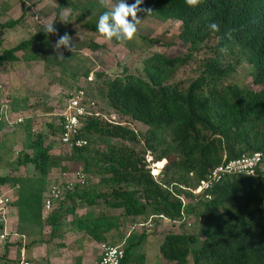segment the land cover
Here are the masks:
<instances>
[{"label": "trees", "instance_id": "trees-1", "mask_svg": "<svg viewBox=\"0 0 264 264\" xmlns=\"http://www.w3.org/2000/svg\"><path fill=\"white\" fill-rule=\"evenodd\" d=\"M57 1L55 19L65 8H70L73 14L77 7L74 0ZM126 2L131 4L134 0ZM141 7L151 9L152 14L139 15L160 22H178V38L186 46L182 56L154 53L147 57L143 62L145 78L129 74L124 68L122 76L103 81L108 107L119 117L145 125V134L108 122L96 106L100 116L89 118L81 130L89 144L67 153L57 140L61 133L59 118L47 123L48 133L43 135L34 130L32 121L26 117L28 112H33L27 100L13 99L8 103L11 106L6 105L10 113L24 117V132L29 138L26 148L31 151L18 153L16 164L30 165L32 175L26 179L2 176L0 186H18L12 206L18 213L19 224H37L40 230L47 224L51 236L63 231L69 223L67 217L78 206H85L88 211L69 224L95 242L122 245L125 254L122 264H144L145 256L139 251L149 237L144 231L119 237L123 224L128 220L137 224L142 218L146 221L155 216L172 224L181 221L180 225L193 216L198 223L197 233L168 232L159 241V253L166 262L187 264L191 258L193 264H264V172L255 176L225 174L210 190L199 195L192 193L223 162L242 155L264 154V0H204L197 8L189 7L185 0H144ZM95 8L97 14L83 23V27L106 40L96 30L99 16L107 10L99 0H87L80 15L86 17ZM20 21L21 17L0 24V28L12 29ZM212 22L220 26L219 32L209 30ZM56 32L72 35L64 25ZM55 36L46 31L33 34L3 50L0 64L18 61V52ZM212 36L218 41L210 49L217 55L221 49H227L235 62L225 64L217 56L204 62L199 75L189 83L172 82L176 68L186 64ZM106 41L121 44L115 39ZM90 46L99 48L96 43ZM239 58L251 66L252 83L259 90L226 83ZM88 75L86 71L84 83ZM86 88L81 83L74 89H84L91 102ZM102 92L99 91V97ZM61 109L62 105L59 112ZM7 127L9 124L1 118L0 133ZM46 136L56 141H48ZM92 139L94 143L102 140L105 151L92 149ZM110 140L128 145L110 144ZM56 147L61 149L66 161L81 163L85 174L99 176V186L75 185L43 220V200L48 189L58 183L50 181L48 175L55 168L67 170L62 158L56 160L51 155ZM147 155L152 156L154 163L166 161L162 173L167 179L153 178ZM180 196L187 200L186 204ZM108 209L120 212L110 214ZM2 230L0 223V233ZM119 238L122 240L117 242ZM9 246L11 243L5 241L1 259Z\"/></svg>", "mask_w": 264, "mask_h": 264}, {"label": "rangeland", "instance_id": "rangeland-1", "mask_svg": "<svg viewBox=\"0 0 264 264\" xmlns=\"http://www.w3.org/2000/svg\"><path fill=\"white\" fill-rule=\"evenodd\" d=\"M86 2L87 0H74L77 7L73 14H71L70 8H65L61 12L63 16L60 15L58 19H55L58 6L57 0H0V24L9 23L21 17L20 23L14 28H0V53L23 40L29 39L33 34L46 31L45 26L50 23H55L56 30L64 25L65 29L72 33L70 36H72L73 44L77 48L75 54L67 49L58 51L55 44L59 36H63L58 34L53 39L36 42L28 50L18 52V61L0 64V80L2 83L0 100L7 104L13 99L27 100V104L31 106L29 108H32L33 112H28L29 114L27 113L26 117L32 121L35 131H41L43 135H46L48 133L46 125L55 120V114L59 113L61 105L63 106L65 94L76 88L77 84L82 83L87 87V93L91 95V99L96 102L101 115L133 129L139 135H144L147 130L145 125L130 118L119 117L115 111L113 112L108 107L104 97L103 81L122 76L124 68L129 74L145 78L143 62L154 53H161L168 57L184 55L186 46L178 38L179 23L176 21L160 22L138 14L144 20L138 26L139 42H125L115 45L83 27V23L93 18L98 12V8H95L92 14L86 17L81 16L80 13L85 10ZM217 41V38L210 37L203 44L200 51L193 54L186 64L176 68L171 81L189 83L199 75L204 62L217 56L225 64L234 63V56L229 53L219 52L217 55L211 50L216 46ZM91 43H96L99 48L93 49L90 46ZM60 53H62L64 59L59 58ZM86 71H89V75L87 82L84 83L83 75ZM251 72V66L244 59L239 58L234 73L226 80V83H236L253 90H259L260 87L252 83ZM95 73H102L103 76L97 78ZM89 78L90 80H88ZM99 91H103L101 97L98 95ZM111 117H115V119L112 120ZM46 138L48 141H56L51 136H46ZM28 140L29 138L24 132V123L9 125L0 133V177L9 176L26 179L27 176L32 175L30 165L18 166L16 164L18 153L28 150L26 148ZM102 142V140H95V144L92 139L91 148L105 151V144ZM109 142L116 145H128V143L117 140H110ZM27 152L31 153L30 150ZM61 152L56 147L52 149L51 155L56 160L62 158L60 160H62L67 170L52 169L48 175L50 181L56 180L58 183L64 180L75 181L76 173H80L83 176L84 183H87V187L99 186V176L85 174L82 171L83 165L81 163H70L68 159L66 161ZM146 161L150 173L156 181L167 179V176L162 173V169L166 164L165 160L164 164L154 163L152 156L147 155ZM12 189L10 185L0 186V195L8 191L9 193L16 192V190L10 191ZM100 189L103 190L104 188L101 187ZM180 198L183 199L185 204L187 203L183 196H180ZM119 212V210L108 209L107 213L117 215ZM142 219L137 224H132L129 220L125 222L120 230L119 237L125 238L129 233L136 235L143 231L146 232L149 237L145 238L139 251L140 254L145 256L144 264H176L166 262L161 258L159 241L168 232L197 233L198 231V223L193 216L184 221V224H181L182 226L177 222L172 224L170 221L160 220L157 216L149 217L146 221L144 219L142 221ZM120 240L122 239L119 238L117 242ZM0 249L3 250V246H0ZM0 260V264H14L5 263L8 261L7 256L3 259L0 257ZM187 264H193L191 258L188 259Z\"/></svg>", "mask_w": 264, "mask_h": 264}, {"label": "built area", "instance_id": "built-area-1", "mask_svg": "<svg viewBox=\"0 0 264 264\" xmlns=\"http://www.w3.org/2000/svg\"><path fill=\"white\" fill-rule=\"evenodd\" d=\"M88 80H90V78ZM1 94L2 83L0 80V95ZM11 116L13 118L12 120ZM99 116L100 113L96 109V103L94 101L90 102L87 99L84 89H73L68 91L65 94L61 111L56 114V117L59 118L58 125L61 128L60 136L57 139L61 149L67 153H71L75 149L86 147L89 142L82 136L81 130L89 118ZM1 118H3L9 125H20L24 122V117L10 113L8 106L2 100H0V119ZM111 118L112 120L115 119V117ZM107 121L113 124H118L117 122H114L115 120L111 121L108 119ZM258 172H264V154L254 153L252 155H242L237 159L223 162L212 169L206 179L200 181L199 185L192 190V193L194 195H199L204 191L210 190L225 174L255 176ZM85 184L83 176L80 173H76L75 181L64 180L52 185L48 189L42 203V216L44 218L47 217L68 190L73 189L75 185L84 186ZM17 189L18 186L10 191ZM205 197L210 199L208 195ZM12 200V193H9V191L0 195V223H2L3 226L6 222V216ZM5 237L6 234L4 233L0 235L1 240L5 239ZM99 250L98 264H122L125 256L122 245L101 243ZM21 264L28 263L22 259Z\"/></svg>", "mask_w": 264, "mask_h": 264}, {"label": "crops", "instance_id": "crops-1", "mask_svg": "<svg viewBox=\"0 0 264 264\" xmlns=\"http://www.w3.org/2000/svg\"><path fill=\"white\" fill-rule=\"evenodd\" d=\"M14 196L15 191L12 199ZM87 211L85 206H78L74 214L67 217L66 222L70 223L73 218L82 216ZM42 219L46 217L42 216ZM163 221L167 222L165 219ZM69 223L60 234L51 236V228L47 224L41 230L37 224H19L18 213L11 203L0 233L6 234L5 239H0L1 247L5 241L11 243L6 254L8 261L4 262L21 264L23 259L28 264H98L101 243L91 240ZM3 251L0 257L3 256Z\"/></svg>", "mask_w": 264, "mask_h": 264}, {"label": "clouds", "instance_id": "clouds-1", "mask_svg": "<svg viewBox=\"0 0 264 264\" xmlns=\"http://www.w3.org/2000/svg\"><path fill=\"white\" fill-rule=\"evenodd\" d=\"M144 0H134L133 3L129 4L126 0H99L100 5L107 9L104 11L98 19L96 24L97 32L108 41L115 39L118 43L125 42H139V25L143 23L139 17V13L143 12L150 16L152 10L149 8H142ZM186 4L191 8H197L204 3V0H185ZM63 16V13H61ZM63 21V20H61ZM47 34H56L55 23L47 24ZM208 28L210 31L219 32L220 26L215 23H209ZM55 48L59 51L60 49H67L74 54L77 48L73 44V38L68 33H64L63 36H59L55 44ZM227 49H221V52H226ZM60 59H64L62 53L59 54Z\"/></svg>", "mask_w": 264, "mask_h": 264}]
</instances>
